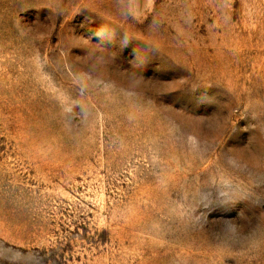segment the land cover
Listing matches in <instances>:
<instances>
[{"label":"rangeland","instance_id":"1","mask_svg":"<svg viewBox=\"0 0 264 264\" xmlns=\"http://www.w3.org/2000/svg\"><path fill=\"white\" fill-rule=\"evenodd\" d=\"M0 264H264V0H0Z\"/></svg>","mask_w":264,"mask_h":264}]
</instances>
